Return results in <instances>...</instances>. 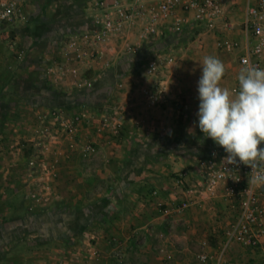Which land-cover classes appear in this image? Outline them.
Wrapping results in <instances>:
<instances>
[{
	"label": "rangeland",
	"instance_id": "obj_1",
	"mask_svg": "<svg viewBox=\"0 0 264 264\" xmlns=\"http://www.w3.org/2000/svg\"><path fill=\"white\" fill-rule=\"evenodd\" d=\"M48 1H41L40 6L48 2L45 10L40 13L39 9L32 22L28 16L17 34L0 31V202L4 203L0 234L12 230L20 239L16 246L31 243L33 257L22 264H97L107 255L115 264H125V240L113 226L140 199L131 197L138 192L136 182L129 180L138 167L126 164L130 150L124 156L122 148L157 144V138L160 154L167 156L172 146L188 155L197 144H215L198 127L199 100L194 96L198 97L200 63L208 55L228 60L231 82L227 88L236 89L240 71L235 69L236 53L220 50L210 33L191 26L181 36L149 46L156 51L145 52L140 62L138 57L117 58L110 69L98 66L86 73L91 85L71 87L70 82L48 73L45 55L58 57L66 34L61 31L63 24L83 27L77 17L79 10L86 13L89 0ZM168 57L174 61L168 63ZM155 58H161L163 65L146 87L155 98L149 102L146 98L148 110L170 108L173 118L170 130L148 134L136 126L139 122L127 125L122 94L126 76L138 73L146 78L144 67ZM168 77L175 80L173 85L163 84ZM73 188L80 193L76 201L71 196ZM152 196L160 211L169 208ZM10 203L17 204L16 212L5 210ZM103 242L110 246L109 252L101 247ZM44 245L48 257L41 253ZM240 248L247 254L264 253L261 246Z\"/></svg>",
	"mask_w": 264,
	"mask_h": 264
},
{
	"label": "built area",
	"instance_id": "obj_2",
	"mask_svg": "<svg viewBox=\"0 0 264 264\" xmlns=\"http://www.w3.org/2000/svg\"><path fill=\"white\" fill-rule=\"evenodd\" d=\"M30 2L0 0V31L12 32L27 22ZM90 9L87 26L65 36L58 57L47 60L48 73L70 82L71 87L91 85L86 73L98 66L110 69L117 58H135L150 48L156 51L149 46L181 36L191 26L210 33L220 50L236 53L240 69L246 64L264 68V0H93ZM168 61L174 58L168 57ZM162 65L161 58H155L145 65L144 72L154 76ZM144 92L155 101L148 90ZM76 118L80 121L81 115ZM104 121L110 125L106 117ZM227 155L223 148L215 147L197 170L179 172L175 177L181 189L180 212L220 197L238 202V215L225 229L223 245L210 253L204 242L197 255L199 264H230L226 255L232 244L249 248L264 243V186L248 184L251 168L238 158L236 164L229 163ZM153 194L159 196L157 190ZM160 251L167 261L174 260L171 252Z\"/></svg>",
	"mask_w": 264,
	"mask_h": 264
},
{
	"label": "crops",
	"instance_id": "obj_3",
	"mask_svg": "<svg viewBox=\"0 0 264 264\" xmlns=\"http://www.w3.org/2000/svg\"><path fill=\"white\" fill-rule=\"evenodd\" d=\"M41 1L43 0H31L27 5L26 13L31 17L30 22L35 20L41 11L43 12L47 7L49 1L47 0V4L40 6ZM92 1H88L89 7L85 8V14H83V9L79 10L82 12L77 18L81 17L83 27L76 28L69 25L65 27V24H63L64 26L61 31L66 32L65 36L83 30L87 26L88 16L93 12L90 9ZM20 28L19 26V28L13 29V34H17ZM166 45L168 47L171 46L170 44ZM144 54L145 52L138 56L139 62L143 59ZM51 56L45 55V59L48 60ZM234 56L237 60V55L235 54ZM224 59H222V62L225 65V77L221 80V86L227 87L231 82L229 81L231 63ZM135 68L140 69L142 67L135 66ZM235 69L237 71L238 69L240 70L238 60ZM145 76L146 78L143 75H138V73H131L126 76V89L122 94L127 112L125 118L127 119V125L133 120L139 122V125L137 124L136 126L144 129L143 133L149 134L155 132L161 134L171 129L169 124L173 116L169 112L170 108L167 109L168 111L158 108L148 110L150 105L148 104L147 106L146 98L149 95L144 91L152 83L151 80L153 78ZM174 81L168 77V79L163 81V84L169 83V85H173ZM173 96L171 95L170 97ZM194 97L195 100L196 98L198 99V97ZM149 101L153 100L149 98ZM149 126L150 130H148ZM158 141L156 138L157 144H125L124 148H122L124 156L125 152L130 150L126 160H124L126 164L128 166L136 164L138 167L136 172L132 176H129V180L136 182V186H134L136 192H138L130 196L134 197L135 195L136 198L140 199L137 207L129 212L130 215L128 214L127 217L125 216L115 222L113 226L114 229H117L116 233H119L120 237L125 240L126 251L124 262L125 264H199L197 255L203 249L204 242H207L205 249L210 253L217 252L223 245L225 241V229L238 215V202L231 198L220 197L211 204L203 206L193 205L180 212L181 189H178L175 177L183 169H187L188 172H194L198 169L200 161L207 156V151L210 152L215 147H222L216 144H197V147L190 151V154L186 155L185 153H178L177 148L169 143V146H172V148L167 156H165L160 154ZM134 151H136L137 158L133 156ZM73 158L77 159V156ZM128 183L130 184L131 182ZM11 185L13 186V183ZM77 190L75 188L72 189L71 196L74 201L80 195ZM154 190H157L159 193L158 200L169 205V212L160 211L154 204L155 199L153 196L151 197V193ZM145 195L148 196V200L143 198ZM3 204L1 205L0 202V208H4ZM7 209L16 212L17 204L10 203L6 206L5 210ZM11 232L0 234V264H22L23 260L26 261L30 257H33V247H30L32 246L31 243L25 242L20 246H16L20 239ZM240 246L237 243L230 246L226 255V259L230 264H261L264 261V253L247 254L241 251L243 249ZM43 247H47V245L41 246L40 249L42 255L48 257V252L46 254L43 253ZM101 247L108 250V252L110 250V246L104 242L101 244ZM261 247L264 249V243H262ZM160 249L171 252L174 255V260L167 261ZM20 250L24 251L21 252ZM236 250H240L241 252L236 253ZM20 252L22 255L19 254ZM97 264H115V262L107 255Z\"/></svg>",
	"mask_w": 264,
	"mask_h": 264
},
{
	"label": "clouds",
	"instance_id": "obj_4",
	"mask_svg": "<svg viewBox=\"0 0 264 264\" xmlns=\"http://www.w3.org/2000/svg\"><path fill=\"white\" fill-rule=\"evenodd\" d=\"M198 127L228 154L226 160L251 168L248 184L264 186V68L245 65L238 88L221 86L225 65L215 56L200 63Z\"/></svg>",
	"mask_w": 264,
	"mask_h": 264
},
{
	"label": "trees",
	"instance_id": "obj_5",
	"mask_svg": "<svg viewBox=\"0 0 264 264\" xmlns=\"http://www.w3.org/2000/svg\"><path fill=\"white\" fill-rule=\"evenodd\" d=\"M147 51L152 52V49L150 48V50L148 49V50H146V52H147ZM208 153H209V151H207V154H208ZM204 158H205V157H204Z\"/></svg>",
	"mask_w": 264,
	"mask_h": 264
}]
</instances>
